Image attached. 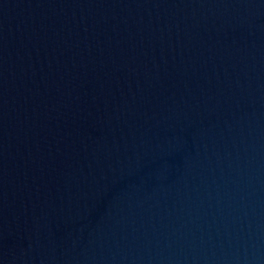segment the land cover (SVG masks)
Listing matches in <instances>:
<instances>
[{"label": "water", "instance_id": "water-1", "mask_svg": "<svg viewBox=\"0 0 264 264\" xmlns=\"http://www.w3.org/2000/svg\"><path fill=\"white\" fill-rule=\"evenodd\" d=\"M253 264H264V242H262Z\"/></svg>", "mask_w": 264, "mask_h": 264}]
</instances>
